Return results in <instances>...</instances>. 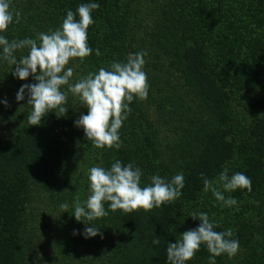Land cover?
Returning <instances> with one entry per match:
<instances>
[{"label":"trees","instance_id":"16d2710c","mask_svg":"<svg viewBox=\"0 0 264 264\" xmlns=\"http://www.w3.org/2000/svg\"><path fill=\"white\" fill-rule=\"evenodd\" d=\"M82 3L100 7L88 29L93 53L66 66L74 69L70 84L101 67L111 70L129 52L146 51L148 97L129 105L119 129L122 146L97 148L75 124L88 108L71 92L65 116L51 110L40 125L29 124L28 97L17 101L16 95L36 81L14 76L0 47V264H30L41 218L55 215L63 225L75 219V197L83 202L90 195L89 169L116 160L142 170V187L153 175L170 181L182 172L181 197L131 213L113 212L105 202L109 214L92 222L101 234L85 238L86 225L77 222L71 247L64 245L61 255L55 248L53 264H169L168 243L200 224L192 212L208 213L216 231L231 229L239 241L238 253L222 254L216 264H264V202L257 201L264 189V0H10L21 21L0 35L36 38L59 28ZM101 13L114 20L105 25ZM27 54V48L14 53ZM6 86L9 96L2 94ZM225 167L252 181L250 192L218 186L238 201L232 207L203 190L201 173L215 180ZM61 203L70 211L61 213ZM210 255L201 245L186 264H209Z\"/></svg>","mask_w":264,"mask_h":264},{"label":"clouds","instance_id":"9594fccd","mask_svg":"<svg viewBox=\"0 0 264 264\" xmlns=\"http://www.w3.org/2000/svg\"><path fill=\"white\" fill-rule=\"evenodd\" d=\"M98 3H82L76 12L68 10L61 26L49 32H39L36 38L9 39L0 35L2 59L15 66L13 75L21 80L30 76L35 83L24 84L17 92V101H23L27 95V104L32 111L27 115L30 125H40L43 118L51 110L57 117L67 114L68 92L78 96L82 105L88 108L87 114H81L75 121L77 127H82L86 138L97 148L105 147L119 149L122 141L119 129L131 112L130 104L134 97L146 100L150 84L144 71L146 51L129 52L125 62L113 61L108 70L101 67L98 72H89L70 84L74 69L66 67L72 59L84 58L93 53L88 44V29L95 21L93 10L99 9ZM77 14L79 19H77ZM21 13L11 7L10 0H0V33L8 30L11 24L20 23ZM28 49V54L19 59L14 55L17 50ZM101 55L99 49L95 50ZM67 85V90L62 86ZM3 103L7 105V100ZM143 172L133 163L124 165L116 160L110 168L93 166L89 169L90 195L81 202L80 196L75 197L74 211H70L68 203H61V213L70 211L77 221H83L85 238L95 237L100 229L92 223L94 220L106 217L109 212L105 202H109L111 211L123 210L131 213L143 209L150 211L179 199L185 187V177L181 172L169 181L159 175L150 177L151 183L141 186ZM204 191H211L216 200L224 206L232 207L238 201L233 197H225V192L237 189L252 190L251 179L242 172L229 175L227 167L221 171L215 180H210L203 173ZM190 216L199 220L200 224L193 229L181 233L175 243H168L167 260L169 264H186L194 258L205 245L211 254L209 264H216V257L227 254L235 256L240 244L238 239H232L231 229L216 231L217 222L209 218L206 212H192ZM183 223V220H181ZM91 224L92 226H87ZM74 235L77 232L74 230ZM159 244V239L153 241Z\"/></svg>","mask_w":264,"mask_h":264},{"label":"rangeland","instance_id":"374dc122","mask_svg":"<svg viewBox=\"0 0 264 264\" xmlns=\"http://www.w3.org/2000/svg\"><path fill=\"white\" fill-rule=\"evenodd\" d=\"M120 2L123 3V1H120ZM100 15L101 16L99 17H101V20L104 21L105 25H106V20L108 22L114 20L113 19L114 17L109 18L107 16L106 18V16H104L103 13H101ZM2 94H5V96L6 95L9 96L11 94L7 86L5 87V89H3ZM87 113H88V110L87 112H82L81 114H87ZM98 165L99 163L96 164V166ZM262 194H263V198L262 199L259 198L257 201L263 203L264 202V189L262 190ZM262 208L264 209V207ZM77 222L79 221L73 219V220H70V222L68 221L64 223L63 225L61 224L60 221H57L55 215H53V217L43 216V218H41V223L38 225V233H39L38 236H40V240L37 241L38 250L34 252L33 258L30 259V264H53L54 260L51 257L54 254L55 248H56L55 252L59 255H61L62 252L63 253L65 252L64 245L68 244L67 241L71 242L72 231H73L74 225L77 224ZM71 245L72 244L69 243L67 246H69L70 248ZM70 251H69L70 253L69 256H71Z\"/></svg>","mask_w":264,"mask_h":264}]
</instances>
